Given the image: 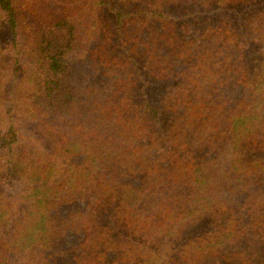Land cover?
I'll use <instances>...</instances> for the list:
<instances>
[{
  "label": "trees",
  "instance_id": "16d2710c",
  "mask_svg": "<svg viewBox=\"0 0 264 264\" xmlns=\"http://www.w3.org/2000/svg\"><path fill=\"white\" fill-rule=\"evenodd\" d=\"M0 264H264V0H0Z\"/></svg>",
  "mask_w": 264,
  "mask_h": 264
}]
</instances>
